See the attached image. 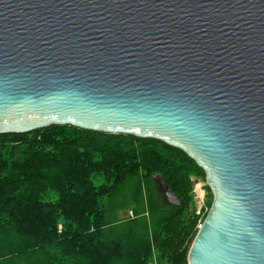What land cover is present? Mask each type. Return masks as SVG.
<instances>
[{"label": "water", "instance_id": "water-1", "mask_svg": "<svg viewBox=\"0 0 264 264\" xmlns=\"http://www.w3.org/2000/svg\"><path fill=\"white\" fill-rule=\"evenodd\" d=\"M50 125L182 149L213 192L188 264H264V0H0V134Z\"/></svg>", "mask_w": 264, "mask_h": 264}, {"label": "trees", "instance_id": "trees-1", "mask_svg": "<svg viewBox=\"0 0 264 264\" xmlns=\"http://www.w3.org/2000/svg\"><path fill=\"white\" fill-rule=\"evenodd\" d=\"M202 174L154 138L73 125L0 134V264H188Z\"/></svg>", "mask_w": 264, "mask_h": 264}, {"label": "built area", "instance_id": "built-area-1", "mask_svg": "<svg viewBox=\"0 0 264 264\" xmlns=\"http://www.w3.org/2000/svg\"><path fill=\"white\" fill-rule=\"evenodd\" d=\"M206 185L207 183L199 182L194 188V206L195 213L198 216L197 231L203 226L204 219L209 211V208L206 204L204 192V186ZM130 215L134 217L133 211H130Z\"/></svg>", "mask_w": 264, "mask_h": 264}, {"label": "rangeland", "instance_id": "rangeland-1", "mask_svg": "<svg viewBox=\"0 0 264 264\" xmlns=\"http://www.w3.org/2000/svg\"><path fill=\"white\" fill-rule=\"evenodd\" d=\"M191 180L193 182V191H192V194H193V197H194V188L197 186V184L199 182L207 183L206 173L205 174H202V175H193V176H191ZM204 187H205L204 188V192H205L206 204H207L208 208L210 209V206H211L210 203L213 200V192H212V190H211V188L209 187L208 184L206 186H204ZM150 264H157V262L155 261V258H154V260Z\"/></svg>", "mask_w": 264, "mask_h": 264}]
</instances>
